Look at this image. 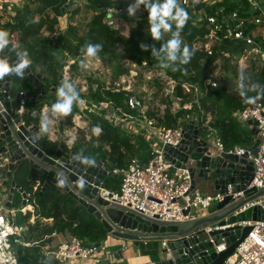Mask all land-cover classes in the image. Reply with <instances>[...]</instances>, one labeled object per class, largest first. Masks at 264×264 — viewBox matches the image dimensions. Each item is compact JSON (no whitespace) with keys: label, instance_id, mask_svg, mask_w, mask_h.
I'll use <instances>...</instances> for the list:
<instances>
[{"label":"built area","instance_id":"1","mask_svg":"<svg viewBox=\"0 0 264 264\" xmlns=\"http://www.w3.org/2000/svg\"><path fill=\"white\" fill-rule=\"evenodd\" d=\"M71 1L68 0V3ZM221 1L178 0L179 6L188 12L195 23L205 20L209 28L204 38L194 42L193 45L211 53L213 46L221 44L224 40H233L244 47L242 54L236 57L238 62L256 59L264 66V12L261 7L255 1L247 0L250 4L249 10L242 14L236 10L221 14L222 6L214 14L205 13V6H212ZM7 4L12 5L14 1L0 0V12L8 7ZM105 10V21L110 27L114 26L115 17L121 14L128 15L127 9L106 8ZM127 20L133 19L128 15ZM77 58H81L83 64L72 60L70 66L76 65L80 69L83 65L82 68L88 79L76 81V91L80 100L76 112L69 120L71 125L65 123L67 120L63 116L53 113L48 105L27 107V99L18 100L16 112L22 117L21 123H24L26 128H32V133L40 130V122L36 123V120L35 123H27V119H37V116L42 119L46 115L50 123L45 136L49 141H58L57 137L60 135L74 138L79 131L87 132L89 128L93 129L94 127L91 128L90 125L94 116L107 121L124 134L142 137L148 145L147 158L145 160L137 157L129 158L124 167L112 170L113 173L118 174L120 180L118 187L115 190L107 188L100 190V195L110 205L124 213L132 212L148 220L171 224L204 216L214 205L222 201L225 195L233 194L230 185L226 193L191 190L188 171L174 167L164 155V147L177 145L183 137V130L188 126L181 117L170 127L160 123L168 109L170 112H176L169 104V102L174 104V101L179 104L180 109L194 112L198 110L203 115V122L199 124L202 119L199 118L198 123L195 124L217 153L241 155L248 149L238 145L226 148L216 130L209 126L211 115L199 102L203 91L198 83L188 79L176 80L165 69L147 60L125 63L123 65L125 72L116 75L114 70L98 56L88 57L86 54H78ZM135 78H139V84L135 82ZM144 79L149 81H144L142 84L141 80ZM217 83L216 77L212 74L204 80L203 86L215 87ZM178 87L180 94L176 92ZM105 92L120 95V101L116 102L105 96L101 101L94 99L95 94L104 95ZM110 107L114 116L112 120L109 119ZM49 113L61 117L65 127L62 132L59 131L56 122L49 117ZM231 117L239 125L247 124L248 121L256 122L258 152L257 156H250L254 171L246 188L262 189L264 188V103L249 104L242 109H236L231 113ZM91 137L85 134L87 141ZM6 172L7 166L0 161V184L6 179ZM239 194H233V197ZM27 201L26 195V203ZM5 203L0 205V264H22L18 260L17 248L29 246L38 247L39 253L45 259L55 260L58 264H108L109 257L101 243L99 247H95L94 242L85 238L72 235L60 238L58 232L45 235L41 240L32 238L29 226L33 225L35 220L29 218L24 223H15L14 219V211L24 214L29 204L2 213L1 209ZM249 205L259 206L263 217L255 222L246 223L250 225L251 230L236 246L233 253L234 260L228 257L223 264H264V194ZM185 210L188 212L184 215ZM40 223L44 222L40 220ZM219 247L221 248V245Z\"/></svg>","mask_w":264,"mask_h":264},{"label":"trees","instance_id":"2","mask_svg":"<svg viewBox=\"0 0 264 264\" xmlns=\"http://www.w3.org/2000/svg\"><path fill=\"white\" fill-rule=\"evenodd\" d=\"M88 1L95 10L101 9L91 17L87 29L83 33L79 34L76 28L69 27L70 34L77 41V44L70 51L73 55L86 54L85 49L88 44H100L102 47L96 56L103 57V60L107 63L115 62L114 67H110L116 75L125 72L123 68L125 63L147 60L159 66L160 61L152 55V49L155 48L159 51L161 46L172 38V32L176 31L175 21H169L172 24L171 31L163 32L162 30L161 40L153 41L148 31L147 16L135 18V21L129 25L127 33L121 32L116 26L110 27L106 23V8L126 9L129 1ZM35 2L34 7L25 5L22 9H19L13 22H4L5 13L4 11L0 12V29L7 30L9 33V45L0 50V59L6 58L9 64L12 65L14 58L17 57V52L26 51L30 60V71L39 66L41 71L47 74V78L51 77V79L57 80H54V82L58 88L60 87L58 72L62 65L56 59V49L60 47L62 39L60 35L56 37L51 35L55 33L56 18L62 14L61 9L68 0H35ZM221 6L223 7L221 14L234 10L242 14L249 10L250 4L247 0H222L212 6H205L204 10L207 15H211ZM49 13L53 14L52 18L49 17ZM37 16L39 17L38 20L36 19ZM127 16V14H121L117 17L127 19ZM199 23H195L188 14V20L180 30L181 47L186 45L193 52L190 61L187 64H180L178 59L165 70L176 80L188 79L191 82L198 83L203 91V96L199 99L201 106L206 112L219 116L216 120H211L209 126L216 130L226 148H231L234 145L249 147L253 143L251 130L250 132L244 131L241 125L232 119L231 113L236 109H242L249 105L245 102L244 97L240 96V91H244L249 97H256L264 89V67L259 73H255L254 67L250 65V74L248 75L246 74L248 67L239 70L246 74L247 80L243 89L236 93H230L227 86L219 81L215 87H204V80L213 74L217 61L220 58L229 61L233 57H238L242 54L244 47L233 40H224L221 44L213 46L211 53L198 49L193 43L203 39L209 31L205 20H201ZM43 30L47 31L46 36L43 35ZM141 44L148 45V51L141 50ZM173 68L176 70L173 71ZM230 70L231 68L228 67L226 72L229 73ZM225 78V81L230 79L229 75H226ZM29 81L25 70L23 78L15 74L12 75L13 86L19 91L28 87L30 85ZM254 84L259 85V88L255 91L252 90ZM176 92L180 94L179 87ZM104 96L116 102L120 101V95L109 92H105L104 95L97 93L93 97L96 101H101L105 99ZM56 100L57 97L49 96L45 104L51 107ZM256 103H264V98L257 99L253 104ZM77 105L78 102H74L72 112L68 116H63L67 121L76 112ZM197 111L198 119L202 118L199 121L200 124L203 122L204 117ZM189 113H192V111L180 109L173 113L168 109L160 123L170 127L175 125L178 118ZM36 120L35 118H29L27 123H35ZM96 126L102 129L99 135L91 137L89 141L81 139L73 142L71 150L89 156L92 162L103 160V165L110 171L124 167L131 157H137L141 160L147 158L148 145L142 137L124 134L107 121L94 116L91 118L90 127ZM38 141L50 153H53L60 145L63 153L67 154L69 151L64 142L49 141L45 135H40ZM12 181L27 195V203L29 206L31 205L29 209L33 208L31 213L26 211L24 214L19 212L15 215V223H24L31 216H34L35 223L29 226L32 238L41 240L43 236L52 232H68L72 236L85 238L94 243L105 238L106 231L102 224L93 215L87 213L83 207H75V201L66 193L56 194V189L52 185L41 193L43 177L39 172L31 169L27 161L19 162L6 184H0V205L7 201ZM119 181V177H107L104 181L105 188L115 190L119 185ZM20 201L21 194L15 190L10 209H17ZM42 219H50L51 223H40ZM17 255L22 264H58L55 260L45 259L39 253L38 247L35 246L19 247L17 248Z\"/></svg>","mask_w":264,"mask_h":264},{"label":"water","instance_id":"3","mask_svg":"<svg viewBox=\"0 0 264 264\" xmlns=\"http://www.w3.org/2000/svg\"><path fill=\"white\" fill-rule=\"evenodd\" d=\"M13 61L15 64L18 59L14 58ZM25 72L32 78L29 67ZM12 75L0 81V161L7 166L6 179L2 185L6 184L19 162L27 161L28 166L43 177L41 193L48 186H54L56 194L66 193L75 201V207L81 206L93 215L107 233L131 241L136 246L146 241L161 243L163 246L160 254L165 257L155 264H223L251 230L246 223L263 217L259 206L249 204L264 194V188H246L254 171L250 156L255 157L258 152L256 122H247L253 143L241 155L217 153L194 121H190L183 130V137L177 145L164 147L165 158L174 167L188 171L191 190L196 188L197 177L203 181H212L214 190L219 193H226L229 185L233 194L240 193L236 197L233 194L225 195L204 216L164 224L132 212L124 213L100 195V190L105 189V179L118 177V174L103 165V160L92 162L89 156L75 150L65 154L61 145L53 153L48 152L39 143V138L33 135L32 128H26L21 123L22 117L16 112L19 99H28L31 107L35 108L37 100H40V88L19 91L12 85ZM15 190L21 194L20 205H27L25 192L12 181L6 208L11 207ZM187 212L185 210L183 214ZM99 246L100 242H95V247ZM113 256L116 260L121 258L115 253Z\"/></svg>","mask_w":264,"mask_h":264},{"label":"rangeland","instance_id":"4","mask_svg":"<svg viewBox=\"0 0 264 264\" xmlns=\"http://www.w3.org/2000/svg\"><path fill=\"white\" fill-rule=\"evenodd\" d=\"M17 2H14V4L9 5L7 4L8 7L5 8L4 13H5V18H4V22L7 21H14V17L17 14V11L19 9H22L25 5H28L29 7H34L36 5L35 0H16ZM120 1H129V6L134 5L136 3V0H120ZM256 3L259 4V6L261 7L262 11L264 12V0H253ZM127 7V8H128ZM126 8V9H127ZM101 8H98L95 10V8L92 7L91 4H89L88 0H72L70 3H66V5H64L62 7V14L60 16H58L57 22L54 24V29H55V33L53 35H51L52 37H56V36H61L62 42L60 43V47L56 49V59L57 61L62 65L58 75L60 77L59 81V86H61L62 82H68L71 83L75 90L77 87V83L76 81L79 79L80 81L88 79L87 78V74L85 73V71L83 70V65L80 67V69H78V67H76V65L73 67L72 65L70 66V63L72 62V60L76 61V63H82L81 58H77V55H73L71 49L77 44V41L75 40V38L70 34L69 32V27L73 26L74 28H76V30L79 32V34L83 33L86 29H87V24L89 23L91 17L97 12L99 11ZM145 17L148 16L147 11L144 9V7L142 6V4L136 8V13L134 16H131L133 20L128 21L127 19H120L119 17H115L113 19V25L118 27L119 30L121 32H128V27L131 23H133L135 21V18L137 17ZM49 17L52 18L53 14L49 13ZM36 19L38 20L39 17L37 16ZM48 33L46 30H43V35L46 36ZM64 45V46H63ZM24 49V48H23ZM99 57V56H98ZM106 57V56H104ZM18 59V57H16ZM101 59V61H103L104 63L108 64L111 67H114L113 65H115V62L112 63H107L105 62L103 59V57H99ZM83 64V63H82ZM250 65H252V67H254V72L255 73H259L262 69H263V63L259 60L256 59H247V60H243L241 62L237 61L236 57L231 58L229 61H226L222 58H220L215 66V69L213 71V76L216 77L217 81L224 83L227 88L229 89L230 93H236L237 91L243 89L240 87L241 84H243V87L245 86L246 83V74H250ZM67 67H69V70H67ZM230 67L231 70L229 71V73L226 72V69ZM244 67H248V70L246 71V74L244 72H240L239 70L243 69ZM251 67V68H252ZM36 67H34L32 69L33 74H35ZM65 71H67V75L65 74ZM41 75V80L45 82V79L48 80V82H52L56 79H51V77L47 78V74L43 71L40 72ZM226 75H229V81H225V77ZM65 76V78H64ZM225 78V79H224ZM57 81V80H56ZM88 81V80H86ZM139 78H135V82L138 83ZM144 81H149L147 79L141 80V83L144 84ZM135 84V83H134ZM139 84V83H138ZM135 88V87H134ZM51 92V90H50ZM56 95V91L52 92V94H50L49 96H55ZM42 103L45 104V101H42ZM170 107L173 109V111H178L180 110L179 104L177 102L174 101V104L170 103ZM249 104H253V103H249ZM40 105H42L40 103ZM46 105V104H45ZM110 111V116L109 119L112 120L114 119L113 116V111L111 109V107L109 108ZM209 113V112H208ZM210 114V113H209ZM49 117L51 119H53L56 123V126L58 127L59 131L62 132V130L65 128L64 127V123H62L61 121V117L59 115L57 116H53L51 113L48 114ZM211 115V120H216L217 117H219L217 114L216 116H214L212 113ZM184 120L185 124H188L190 121H194V123H198L199 119L197 117L196 112L192 111V113L186 114L185 116L181 117ZM40 118L39 116H37V122H40ZM65 123H67V125H71V122L69 121H65ZM121 123V121H120ZM122 125L124 127H127V125H125L124 123H122ZM241 127L244 129V131H249L251 130V128L246 124H242ZM85 134H89V136H94L95 134L93 133V129H88L87 132H83V131H79L77 134H75L76 136L74 137L75 140H81V139H85ZM33 135L36 138H39L40 135H45L40 133L39 131H36V133H33ZM47 137V136H46ZM253 137V136H252ZM67 139V137H65ZM74 140V141H75ZM85 141H87L85 139ZM96 143V142H93ZM31 206V205H30ZM21 207V205L18 206L17 209H19ZM10 208H6L5 206L3 207V209H1L2 213H7V211ZM14 210H16V208H14ZM26 211H30L31 210L27 209ZM19 212L14 211V216L17 215ZM31 219L33 218L32 216L30 217ZM15 219V218H14ZM35 220V218H33ZM221 244H223L221 242Z\"/></svg>","mask_w":264,"mask_h":264},{"label":"clouds","instance_id":"5","mask_svg":"<svg viewBox=\"0 0 264 264\" xmlns=\"http://www.w3.org/2000/svg\"><path fill=\"white\" fill-rule=\"evenodd\" d=\"M143 5L147 11V22L149 24V34L153 41H159L162 38L163 32L171 31L172 24L169 22L175 21L176 31L172 32V38L164 43L159 51L152 49V55L160 61L159 67L162 69L169 68L179 59L180 64H187L193 52L185 45L182 46L180 38V30L188 20V13L181 8L177 0H136L134 5L127 8L129 16H134L136 8ZM9 45V33L7 30L0 29V50H3ZM100 44H88L85 52L88 57H95L101 50ZM141 50L148 51L149 46L140 45ZM179 54V55H178ZM18 62L10 65L6 58L0 59V79L10 74L23 78L24 70L29 67L30 60L26 51L17 52ZM176 69L173 68V71ZM243 88V84L240 85ZM259 85H252V90L255 91ZM240 96L244 97L246 103H255L257 99L264 98V89H262L256 97H249L244 91H240ZM57 100L51 106V111L61 116H68L72 112L74 102H79V93L74 86L68 82H62L61 86L56 90ZM49 119L45 115L40 121V133L44 134L49 128ZM102 129L99 126L93 128V133L99 135ZM90 162V161H89ZM62 184L63 181H60Z\"/></svg>","mask_w":264,"mask_h":264},{"label":"crops","instance_id":"6","mask_svg":"<svg viewBox=\"0 0 264 264\" xmlns=\"http://www.w3.org/2000/svg\"><path fill=\"white\" fill-rule=\"evenodd\" d=\"M5 1L15 2L16 0H5ZM57 139H59L58 141L65 143V145L69 149L68 153L72 151L71 149L73 147V142L78 141L75 140L73 137H68L66 139L62 135L58 136ZM196 181H197V185L195 189L204 193L215 192L212 181H203L202 179H198L197 177H196ZM29 210H31L32 212L33 208L31 207V209ZM236 213L237 212H234V214ZM41 221H43L44 223H51L50 219L49 220L42 219ZM57 235L60 236V238H67L68 236H70L68 232H64V233L58 232ZM100 243L106 249V253L109 257L108 263L114 262L116 264H155V262L165 257L163 254H160V250L163 245L156 241L140 242L139 245L136 246L131 241L120 239L106 232L105 238L102 241H100ZM114 253L120 255L121 258L116 260L115 257L113 256Z\"/></svg>","mask_w":264,"mask_h":264},{"label":"flooded vegetation","instance_id":"7","mask_svg":"<svg viewBox=\"0 0 264 264\" xmlns=\"http://www.w3.org/2000/svg\"><path fill=\"white\" fill-rule=\"evenodd\" d=\"M37 72H35V74H33L32 71H30L29 69V73L32 74V78H29V82L30 85L28 87H25L22 91H34L37 88H40V92L38 93V97H40V100H37V105H39L40 103H42V101H46L47 97H49L50 94H52V92L56 91V83L53 82H48V80L45 79V82L41 80V69L39 68V66H36V70ZM26 73V72H25ZM28 76V74H26ZM36 75H38V78H36ZM37 79V81H36ZM13 85V83H12ZM51 90V92H50ZM38 99V98H37ZM28 100V99H27ZM27 107H31L30 101L28 100V102L26 103ZM44 104V103H43ZM40 106V105H39ZM36 106V107H39Z\"/></svg>","mask_w":264,"mask_h":264},{"label":"bare ground","instance_id":"8","mask_svg":"<svg viewBox=\"0 0 264 264\" xmlns=\"http://www.w3.org/2000/svg\"><path fill=\"white\" fill-rule=\"evenodd\" d=\"M26 209H29V206H27ZM234 258H235L234 255H231V256L229 257L230 260H234Z\"/></svg>","mask_w":264,"mask_h":264}]
</instances>
